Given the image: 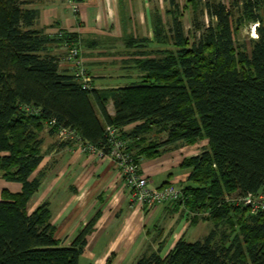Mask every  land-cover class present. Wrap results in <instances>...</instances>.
I'll list each match as a JSON object with an SVG mask.
<instances>
[{
  "label": "trees",
  "instance_id": "obj_1",
  "mask_svg": "<svg viewBox=\"0 0 264 264\" xmlns=\"http://www.w3.org/2000/svg\"><path fill=\"white\" fill-rule=\"evenodd\" d=\"M168 1L169 21L158 15L153 24V42L164 49L133 61L142 82L102 92L84 88L47 53L52 44L80 48L76 36L52 39L35 28L39 12L25 9V0H0V174L22 186L17 194L4 190L0 201V264H80L97 219L67 247L55 236L49 203L28 211L44 180L33 177L44 159L41 133L70 129L109 155L108 126L120 130L138 166L163 149L208 142L184 161L189 184L172 204L194 214L192 226L211 224L210 232L195 242L182 237L166 257L160 233L158 249L150 245L135 264H264V210L253 214L232 198L264 196V0H188L192 35L186 7ZM257 23L249 51L239 34ZM150 43L125 39L129 49Z\"/></svg>",
  "mask_w": 264,
  "mask_h": 264
},
{
  "label": "crops",
  "instance_id": "obj_2",
  "mask_svg": "<svg viewBox=\"0 0 264 264\" xmlns=\"http://www.w3.org/2000/svg\"><path fill=\"white\" fill-rule=\"evenodd\" d=\"M25 2V9L39 12L36 29L44 30L52 39L62 32L77 37L81 61L97 91L142 82L143 75L134 66L135 58L128 55L132 49L125 45L126 37L149 39L151 43L146 45V51L164 49L153 42V24L158 15L169 21L168 0ZM67 51L65 43L52 44L47 49V53L59 58L62 72H71L70 64L65 61ZM107 111L111 117L116 114L112 100ZM132 129L130 126L126 130ZM41 138L44 159L33 177L42 173L44 180L29 202L28 211L33 213L49 203L55 236L67 247L97 219L80 264H135L150 245L158 249L153 240L160 233L164 243L161 255L166 257L182 237L195 242L210 232L206 233L208 222L192 226V218L184 208L169 205L148 208L135 202L121 170L111 158L84 152L76 145H64L49 127L42 131ZM196 146H173L161 150L155 158L143 157L140 171L153 187L184 188L189 184L191 169L182 165L202 153ZM21 189L20 184L7 182L0 174V201L4 190L17 194Z\"/></svg>",
  "mask_w": 264,
  "mask_h": 264
},
{
  "label": "built area",
  "instance_id": "obj_3",
  "mask_svg": "<svg viewBox=\"0 0 264 264\" xmlns=\"http://www.w3.org/2000/svg\"><path fill=\"white\" fill-rule=\"evenodd\" d=\"M259 27V23L250 26L254 39L259 38ZM65 61L70 64L71 72L81 79L84 88H91L92 83L89 74L81 61L80 48L77 45L72 44L68 46ZM106 130L110 142L112 143V150L109 155L104 154L103 151L82 141L79 135L73 130L61 128L58 131L57 136L61 142L76 145L84 152H96L103 157L106 156L111 158L121 170L135 202L148 208H153L156 206L170 205L182 199V188H177L175 185H168L161 188L153 187L148 177L140 171V167L137 165L133 154L129 152L127 142L121 139L120 130L112 126H108ZM235 202L237 205L248 207L253 214L264 210L263 195L250 194L246 197L236 199Z\"/></svg>",
  "mask_w": 264,
  "mask_h": 264
},
{
  "label": "rangeland",
  "instance_id": "obj_4",
  "mask_svg": "<svg viewBox=\"0 0 264 264\" xmlns=\"http://www.w3.org/2000/svg\"><path fill=\"white\" fill-rule=\"evenodd\" d=\"M224 1L226 3H229L230 1L232 2L234 0H224ZM178 2H180V4H181L182 7H186V8H183V21H184L186 30L187 31H190V33H191L190 35H192V31H193V25H192L193 9L191 7H188L187 6L188 0H178ZM204 20H205V22L207 24L209 23V19L207 17H205ZM251 40H254V38L252 36L251 28L250 27L243 28L241 30L240 34H239V43H246L247 44V47H248V50L250 51L251 50V44H250L251 43ZM144 49H146V48H144ZM144 49H132L131 51L128 52V55L133 56L136 59L137 58L136 57V54L138 52H148V51H146ZM197 144H198V146H196L195 149H202V150H204L208 146V142L206 140L205 141H200ZM175 186L177 188H182V187L177 186V185H175ZM237 197L238 196H236V195L235 196H232V198L234 200L237 199ZM169 206H173L174 208L179 207V205H174V204H170ZM189 217L190 218H193L194 217V214H190ZM201 227H203V226H201ZM210 229H211V225L209 224L206 233H208L210 231ZM204 230H202V232Z\"/></svg>",
  "mask_w": 264,
  "mask_h": 264
}]
</instances>
